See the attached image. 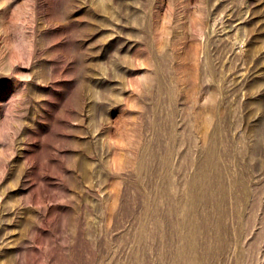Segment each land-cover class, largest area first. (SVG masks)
I'll list each match as a JSON object with an SVG mask.
<instances>
[{"label":"rangeland","instance_id":"obj_1","mask_svg":"<svg viewBox=\"0 0 264 264\" xmlns=\"http://www.w3.org/2000/svg\"><path fill=\"white\" fill-rule=\"evenodd\" d=\"M208 144L212 264H264V0H0V264L129 263Z\"/></svg>","mask_w":264,"mask_h":264},{"label":"bare ground","instance_id":"obj_2","mask_svg":"<svg viewBox=\"0 0 264 264\" xmlns=\"http://www.w3.org/2000/svg\"><path fill=\"white\" fill-rule=\"evenodd\" d=\"M212 145L206 149L208 161L206 157L199 160L186 197L177 200V196V201L168 200L164 204L158 200L144 204L145 219L137 233L131 261L123 264H212L225 243L222 228L226 214L224 203L212 200L218 188L208 181L209 168L215 163L210 156L214 154ZM219 187L221 190L222 185ZM156 249L158 255L154 258L152 252Z\"/></svg>","mask_w":264,"mask_h":264}]
</instances>
